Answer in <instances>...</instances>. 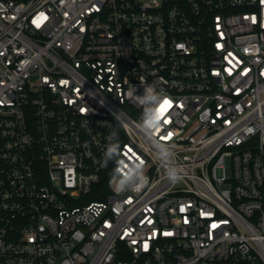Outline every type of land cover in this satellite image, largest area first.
<instances>
[{
    "label": "built area",
    "instance_id": "1",
    "mask_svg": "<svg viewBox=\"0 0 264 264\" xmlns=\"http://www.w3.org/2000/svg\"><path fill=\"white\" fill-rule=\"evenodd\" d=\"M0 264H264V0H0Z\"/></svg>",
    "mask_w": 264,
    "mask_h": 264
},
{
    "label": "clouds",
    "instance_id": "2",
    "mask_svg": "<svg viewBox=\"0 0 264 264\" xmlns=\"http://www.w3.org/2000/svg\"><path fill=\"white\" fill-rule=\"evenodd\" d=\"M141 101H148L150 102V106L154 105L156 102H158L159 98L155 96V90L152 86H148L145 89L144 94L141 97H138ZM155 112L153 111L152 115L150 117H147L145 120V127L150 126L151 124H155ZM173 148H175V145H173ZM118 150L117 146H109L107 147V151L105 155H109L112 152H116ZM138 175L142 177V170H138ZM143 179H146V177H142ZM167 178L171 180L172 182H177L181 179L179 175V170L175 167L169 168L167 170Z\"/></svg>",
    "mask_w": 264,
    "mask_h": 264
},
{
    "label": "snow or ice",
    "instance_id": "3",
    "mask_svg": "<svg viewBox=\"0 0 264 264\" xmlns=\"http://www.w3.org/2000/svg\"><path fill=\"white\" fill-rule=\"evenodd\" d=\"M168 104H169V102H168L167 100H165V101L163 102V104L161 105V108L157 110V114H156L155 119L158 120V119L160 118L161 113L164 111L165 106L168 105ZM169 135H171V134H169ZM162 138H163V139H167V137H162Z\"/></svg>",
    "mask_w": 264,
    "mask_h": 264
}]
</instances>
